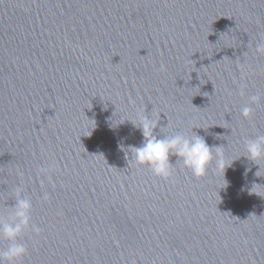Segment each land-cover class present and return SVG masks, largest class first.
I'll return each mask as SVG.
<instances>
[{
  "label": "water",
  "instance_id": "water-1",
  "mask_svg": "<svg viewBox=\"0 0 264 264\" xmlns=\"http://www.w3.org/2000/svg\"><path fill=\"white\" fill-rule=\"evenodd\" d=\"M261 43L264 0H0V217L32 204L14 264H264ZM141 115L232 166L154 175Z\"/></svg>",
  "mask_w": 264,
  "mask_h": 264
},
{
  "label": "clouds",
  "instance_id": "clouds-1",
  "mask_svg": "<svg viewBox=\"0 0 264 264\" xmlns=\"http://www.w3.org/2000/svg\"><path fill=\"white\" fill-rule=\"evenodd\" d=\"M256 51L264 54V43L256 45ZM259 96H252L253 103H259ZM253 109L245 106L242 109V115L245 118L251 116ZM142 135V141L139 146H129L132 149V157L139 165L148 166L154 175L163 179H168L173 173L172 157L180 160L183 166L190 170L196 177L206 175L209 165L215 160L217 169L224 170L231 167L226 163L224 153L220 145H210L204 136L195 133L188 136L177 132L170 136L160 137L156 135L159 127V120L153 119L149 115L139 117V125H134ZM121 147V145H118ZM247 159L256 161L264 159V135L257 136L253 140H248L245 144ZM257 164V163H256ZM259 165V164H258ZM248 169H245L247 172ZM243 190V189H242ZM249 194L250 193L249 191ZM47 199V196H45ZM14 212L11 215L10 222H6L0 217V236L11 241L6 251H0V264H14V262L26 254L27 248L19 243L17 238L30 224L31 201L20 195L17 190L16 203L13 206ZM34 231L39 233V227L33 226Z\"/></svg>",
  "mask_w": 264,
  "mask_h": 264
}]
</instances>
